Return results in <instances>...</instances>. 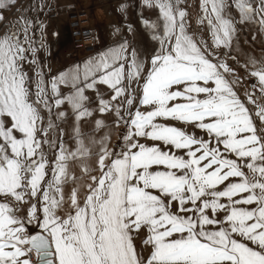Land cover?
<instances>
[{
  "label": "snow or ice",
  "instance_id": "snow-or-ice-1",
  "mask_svg": "<svg viewBox=\"0 0 264 264\" xmlns=\"http://www.w3.org/2000/svg\"><path fill=\"white\" fill-rule=\"evenodd\" d=\"M116 11L55 75L39 16L0 34V264H264V0Z\"/></svg>",
  "mask_w": 264,
  "mask_h": 264
},
{
  "label": "rangeland",
  "instance_id": "rangeland-1",
  "mask_svg": "<svg viewBox=\"0 0 264 264\" xmlns=\"http://www.w3.org/2000/svg\"><path fill=\"white\" fill-rule=\"evenodd\" d=\"M113 2L110 4H102L100 8H97L101 10V16L104 18V21L101 22V24H96L92 19V14L88 9L87 10L90 14L91 21L93 22L92 25L97 28L99 35L98 37H95V45H96V51L94 53L90 54H84L82 52L76 53V51L73 49L72 44V38L70 34V28H69V22L66 15H61L59 18H51L49 15L51 11L53 10L54 6H61L65 7L63 5V2L60 0H19L15 4L12 11L6 14V20L3 22H0V34H3L4 31L7 30V24L9 21H14L18 19L21 15L22 11H26V14L29 17H32L35 19L37 16L44 22L46 25V33H47V40L50 45V51L51 55L47 57L46 60V67L45 71L50 72L51 74L55 75L60 71H64L70 67H72L76 63H80L84 61L86 58L95 56L98 52L107 49L109 46L113 45L118 37H113L111 35L112 31H114L115 27H122L124 25V20L121 14H119L116 11L117 8V0H108L104 2ZM138 3V0H137ZM188 3L192 6V16L193 21L196 16V12L198 10V3L199 0H188ZM43 6V11H40L39 13H34L31 11V6ZM75 7V6H74ZM79 7V6H76ZM62 12V11H61ZM136 12L137 9L134 7L132 9L130 20L133 23V25L137 29V38L133 41V43H139L141 46H143L142 39L139 38V33L143 31L142 27L138 24L136 19ZM53 33H56L57 35L54 37ZM125 34L128 36V38L131 40V34H128L125 29ZM97 36V34L95 35ZM97 39V40H96ZM246 39H249L248 36L241 33L240 34V41H241V47L245 50H253L248 44H245L244 41ZM103 44V45H100ZM107 46V47H105ZM105 47V48H104ZM261 48H264V44L258 43L255 46L254 53L259 56L261 55ZM41 64H45V57L44 54L41 52L39 53ZM107 131V129L105 130ZM112 143H118V133L117 131L112 128ZM102 134V133H101ZM78 174L79 171L77 170Z\"/></svg>",
  "mask_w": 264,
  "mask_h": 264
},
{
  "label": "built area",
  "instance_id": "built-area-1",
  "mask_svg": "<svg viewBox=\"0 0 264 264\" xmlns=\"http://www.w3.org/2000/svg\"><path fill=\"white\" fill-rule=\"evenodd\" d=\"M66 15L68 17L73 49L76 53H94L96 51V31L92 27L89 12L83 8L73 6L67 9ZM60 16L61 9L59 7H54L51 17L56 19Z\"/></svg>",
  "mask_w": 264,
  "mask_h": 264
},
{
  "label": "crops",
  "instance_id": "crops-1",
  "mask_svg": "<svg viewBox=\"0 0 264 264\" xmlns=\"http://www.w3.org/2000/svg\"><path fill=\"white\" fill-rule=\"evenodd\" d=\"M17 1H19V0H16V3H17ZM60 1L63 2V5L65 7H61V6H54V7H59L61 9V11H62L61 12V15H66V11L70 7H73V6L83 7L85 9H88L91 12L92 19H93V21L96 24H101V22L104 21V18L101 16V10L100 9L97 10V8H100L102 6V4H110V3H113L111 1L110 2H104V1H108V0H60ZM115 2H117V1H115ZM14 6L10 10L4 12L3 15L6 16L7 13H9L10 11H12V9L14 8ZM51 13H52V11H51ZM51 13L49 15L50 17H51ZM91 23H93V22L91 21ZM92 27L94 28V30L96 31V34H97V36H95V37H98L99 32H98L97 28L95 29V27L93 25H92ZM100 45H103V44H100ZM105 47H107V46H105Z\"/></svg>",
  "mask_w": 264,
  "mask_h": 264
}]
</instances>
